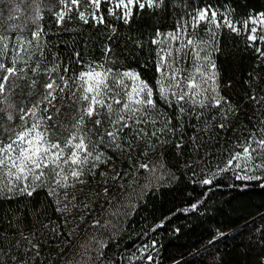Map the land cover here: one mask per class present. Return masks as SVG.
<instances>
[{
  "label": "trees",
  "instance_id": "16d2710c",
  "mask_svg": "<svg viewBox=\"0 0 264 264\" xmlns=\"http://www.w3.org/2000/svg\"><path fill=\"white\" fill-rule=\"evenodd\" d=\"M114 1L100 0L97 8L91 0L75 5L71 0H65V4L39 0L41 18L36 24L30 20L26 23L31 8L21 0L0 3V35L8 37L4 62L10 66L16 52L27 60V64L23 60L17 64L27 73V84L18 81L23 86L14 90L17 111L11 122L6 113L0 112V132L9 123L17 127L23 124L19 109L31 108L41 99L48 80L44 68L54 63L71 69L61 73L66 79L93 70L106 74L105 82L114 90H120L113 83L120 79L118 73H136L153 86L159 113L153 116L155 124L150 120L137 126L146 135L140 133L134 139L135 133L129 129L120 133L122 151L97 143L103 133L117 127L108 122L107 116L85 120L79 131L74 127L87 106L79 99V79L75 83L69 79V88L63 93L57 89L52 104H40L37 116L43 120L41 127L48 129L51 143L63 146L74 133V145L87 133L86 143L96 144V150L110 159L88 171L96 163L90 157L82 177L84 183L71 176L69 164L63 165L68 176L63 181L65 187H57L58 178L49 176L31 196L0 194V260L7 264H264V170L247 172L259 179H237L232 170L219 171L225 166L236 131L243 144L253 134L259 139V129L264 127V100H260L264 97V57L256 51L264 50V41L250 43L245 35L227 26L217 28L216 24L204 26L197 34L199 45L216 64L219 95L233 107L228 113V105H224L226 121L215 116L219 108L198 105L191 110L189 101L181 114L174 103L170 106L160 97L155 91L160 73L157 44L153 42L158 34L173 30L183 16L199 8L230 13L231 20L239 23L252 14L264 13V0H154L151 7L142 1L143 9L135 0L128 23ZM16 5L20 11H10ZM65 5L71 11L58 23L55 13L65 11ZM81 12L87 23L80 18ZM94 16L103 17L104 22ZM37 30L41 32L38 39L32 36ZM212 32L216 33L214 38ZM38 60L40 71L32 73L29 69L37 67ZM33 78L37 83L29 87ZM123 84L127 85L123 91L134 87L129 78ZM73 92L77 93L75 98ZM46 107L48 111L43 112ZM49 115L53 116L50 121L46 120ZM95 119H101L102 125L97 127ZM25 120L29 126L33 122L30 114ZM165 121L170 123L166 125ZM222 122L227 123L226 128L219 127ZM71 148L64 149V158L71 155ZM197 158L202 160L201 165ZM140 164L149 167L139 168ZM117 172L123 178L113 180ZM205 179L211 182L203 184ZM28 182L22 181L17 187ZM51 188H55V195H49ZM193 204L197 205L195 209ZM72 210H76L75 215ZM12 257H16L15 262Z\"/></svg>",
  "mask_w": 264,
  "mask_h": 264
},
{
  "label": "snow or ice",
  "instance_id": "6c2138e0",
  "mask_svg": "<svg viewBox=\"0 0 264 264\" xmlns=\"http://www.w3.org/2000/svg\"><path fill=\"white\" fill-rule=\"evenodd\" d=\"M91 2L98 8L100 0H91ZM0 3H4V0H0ZM21 3L25 5L26 8H31V15L26 16V23L30 20L31 23L36 24L41 18V3L39 0H21ZM61 4H65V0H60ZM80 0H71V4H79ZM123 4L124 0H120ZM133 0H128V4H132ZM139 8L143 9L145 3H139L136 0ZM149 7L153 6L154 0H146ZM120 7V4L116 5ZM12 12H19L20 6L16 5L11 8ZM67 11H71V8L65 5V11L55 13L57 17V22L62 23L65 19ZM109 14L113 13V9H109ZM208 10L201 9L197 12L195 16L192 17V27L195 29L199 24V21L208 19L210 24H216L217 28L227 26L232 31H238L233 24L230 13L224 15L222 23H216L217 12L212 11L211 17H208ZM132 10L125 6V11L123 13V20L128 23L129 18L132 15ZM0 15H3L0 12ZM80 18L84 20L85 23L88 22L85 14L80 13ZM97 19L98 22H104L103 17H93ZM9 19H12L9 16ZM256 21H253L255 23ZM247 26V21L244 22ZM253 33L257 31L255 27L251 29ZM41 32L39 30L33 31L32 36L36 39L39 38ZM216 33L212 32L213 38ZM172 39H176L177 35L172 34ZM19 37L17 40L19 41ZM249 40L255 41L256 36L250 35ZM259 39L264 40V37H259ZM8 37L0 35V112L7 114V119L9 122L13 120L14 113L17 111V106L14 103L13 97L15 95V89L22 87L18 81H24L27 84V73L24 72L23 68L17 67V64L23 60L27 64V60L16 52L10 62V66L4 62V57L8 55ZM154 43L156 41H153ZM28 43H31L29 41ZM197 42L193 38H189L187 41L188 46H192V53L195 59L193 60V69L188 70L181 67H174L173 65H178L182 63L183 59H186L188 53L185 52L183 57L176 58L172 63L165 65L164 58L160 57L157 62V71L160 72V76L157 78L155 91L159 93L160 97L165 101L169 102L170 106L174 103L179 109V113L183 114L185 112V105L191 101L192 104H199L201 108L206 106L216 107L220 109L222 118L226 121L227 115L225 114L224 105H228L227 112L231 113L233 107L228 103L225 97L219 95L218 92V73L216 70V64L211 59V54L206 53L201 57L200 52L203 49H198L196 47ZM170 47V46H169ZM184 47V46H182ZM214 51L218 49H213ZM177 53L181 52V49H176ZM262 57H264V52H261L259 48L256 49ZM25 53H28V49H24ZM41 56L44 54L43 48L40 49ZM29 58L31 54L29 53ZM78 55V54H77ZM167 55L171 56L172 53L169 51ZM37 67H32L29 69L32 73L38 74L40 71L41 61H37ZM162 69H164L162 71ZM71 69L68 66H61L59 64H53L51 67H45L44 72L48 76V80L44 83L45 92L41 96V99L36 101L31 108L19 109L22 113L20 115V120L23 124L18 127L9 123L4 127L3 131L0 132V194L18 192L20 195L27 194L31 196L36 188L43 185L44 180L49 178V176H55L56 186L65 187L66 185L63 181L68 179V176L64 174L63 165L71 164L70 174L80 183H84L82 177L85 173V165L88 164L90 157L93 158L96 163L92 164V167L88 171H92L98 165V163H104L106 160L110 159L104 152L96 150V144L89 146L86 143L87 133L84 137L79 138V142L72 144V139L76 136L73 133L72 139L67 140V142L62 146L59 143H51L49 141V132L47 128H42L43 120L37 116V110L39 105L47 102L52 104L56 100V95L54 92L59 90V93L65 92L66 88H69V79L75 83L77 79L81 81L79 87L81 88V93L79 99L87 104L82 110V115L75 122L74 127L77 131L80 127L85 124V120H92L93 117L107 116L108 122L112 125H116L112 130L106 131L100 136V140L97 143L104 144L105 147L114 146L116 149H122L120 140L122 137L120 133H124L125 129H129V132L135 133L133 138L140 136V133H144L143 128H138L137 126L141 124H146L150 120L155 124V119L153 116L158 115L157 104L153 99L154 89L149 83L140 80L138 74L133 72H124L122 74H117L120 79L114 80L113 83L120 86V90H114L109 84L105 82V75L102 73H96L94 70L89 73L81 72L78 77L73 76L68 79L65 78L61 73L70 72ZM111 70H106L110 72ZM187 73L181 79L182 73ZM53 73L57 75L54 76ZM85 76L95 77L90 81L85 80ZM199 77V79H197ZM129 78L133 82V89L131 91H123L127 85L123 84V80ZM59 82H63V87L60 86ZM37 81L33 78L29 87L36 85ZM87 85V86H85ZM70 90V89H69ZM108 94V95H106ZM77 93H72V98H75ZM205 97L204 99H197V97ZM253 100H257L255 96L252 97ZM207 100V105H206ZM260 100H264L261 97ZM257 100V103L260 102ZM48 108H44L43 112H47ZM59 111V109H57ZM31 116L32 123L29 126L28 122L25 120V116ZM200 115V113H197ZM114 117V118H113ZM53 116L49 115L46 120H52ZM131 120L133 123H127ZM103 121L101 119H95L94 124L99 127ZM166 125L170 121H165ZM264 124V121H261ZM219 127L221 129L227 127L226 122H222ZM172 130L171 128L169 129ZM146 135V133H144ZM153 136L156 132L152 133ZM108 138L105 142L104 137ZM69 145H72L71 155L64 158V149ZM255 145V147H253ZM179 146V145H178ZM132 145L129 144V148ZM56 150V151H53ZM81 152L85 154L80 155ZM95 155L93 156V154ZM147 164H140L139 168H148ZM57 168L60 171H57ZM252 169L264 170V127L259 129V139L256 135H250L245 138L242 144V151L230 153L226 159L225 166L220 168V172H225L232 170L236 174L237 179H259V177L248 176L247 172ZM240 170L245 173L241 176ZM103 175V173H101ZM215 175V174H214ZM117 177L123 178L121 173H115L111 178L115 180ZM22 181H29L25 183L23 187H17ZM37 181L40 183L38 184ZM211 181L205 179L202 181L203 184H209ZM31 189V190H30ZM107 192V188L105 189ZM49 195H55V188L49 190ZM193 209L197 207L196 204L191 206ZM59 210V209H58ZM100 222L96 221L95 225L99 226ZM28 239V237H24ZM29 243H32L29 240ZM103 246V245H102ZM33 248H38V244H32ZM3 254L2 248H0V255ZM39 253L37 252V255ZM13 262L16 261V257L11 258ZM0 264H7V261L0 260Z\"/></svg>",
  "mask_w": 264,
  "mask_h": 264
},
{
  "label": "rangeland",
  "instance_id": "374dc122",
  "mask_svg": "<svg viewBox=\"0 0 264 264\" xmlns=\"http://www.w3.org/2000/svg\"><path fill=\"white\" fill-rule=\"evenodd\" d=\"M135 0H133L134 2ZM142 1H146V0H139V3H141ZM93 4V3H92ZM120 4V7L122 12L124 13L125 11V6H127L128 8L131 9L132 4H128V0H124V3L121 4L120 0H115L114 1V5H118ZM94 5V4H93ZM95 6V5H94ZM201 9H206L208 10V17H211V12L212 11H216L212 8H199L198 10H195L189 14H186L185 16H183V18L180 19V21L178 22V24L176 25V27L173 30L170 31H166L163 33H160L157 35L156 38V44H157V62L159 60L160 57L164 58V63L165 65L170 64L173 62L174 59L176 58H181L183 57L184 53L187 52L188 56L186 59L182 60V63L178 64V65H173L174 67H181L184 69H188V70H194L193 69V60L195 59V57L193 56L192 53V46H188L187 45V41L188 39L191 37L193 38L197 44L196 47L198 49H203V51L200 52L201 57L204 56L206 54V50H204V48H201V45H199V39L197 34L200 33V29L203 28L204 26H209L210 23L208 21V19H204L199 21V24L197 25V27L195 29H193L192 27V17L195 16L197 14V12ZM217 12V11H216ZM226 14V12H217V20L216 22H223L224 19V15ZM245 21H247V26H245ZM253 21H256L255 23H253ZM233 24L235 25V27L237 28L238 31H236L237 33H240L242 35H245L246 38L248 39V37L250 35L256 36L257 39L256 40H261L259 39V37H264V13H255L252 14L250 16H248L245 20L237 23L235 21H233ZM255 27L257 29V31L255 33H253L251 31V29ZM172 34H176L177 38L176 39H172L171 35ZM248 41L251 43L252 40ZM264 41V40H261ZM170 46V47H169ZM184 46V47H182ZM181 49V52L177 53L176 49ZM171 51L172 55L169 56L167 55V53ZM261 52H264V50H260ZM164 69H162L163 71ZM160 73V72H159ZM187 73H182L181 74V79L183 78L184 75H186ZM160 76V74H159ZM197 79H199V77H197ZM199 104H192L191 103V110L193 109V107H197ZM251 110H253L252 107H250ZM214 113V112H213ZM216 117H222L221 112L217 111V113L215 114ZM236 131V130H235ZM235 137L232 138V144L230 147V150H228L227 152V157L230 153H234V152H240L242 146V139L236 137L238 135L237 131L236 133H234ZM196 162L201 165L202 164V160L200 158L196 159ZM76 210H72L71 214L75 215Z\"/></svg>",
  "mask_w": 264,
  "mask_h": 264
}]
</instances>
